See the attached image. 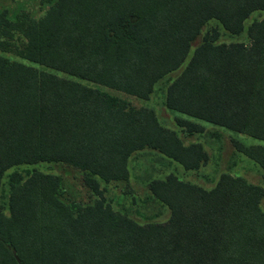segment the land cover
I'll list each match as a JSON object with an SVG mask.
<instances>
[{
    "label": "trees",
    "instance_id": "obj_1",
    "mask_svg": "<svg viewBox=\"0 0 264 264\" xmlns=\"http://www.w3.org/2000/svg\"><path fill=\"white\" fill-rule=\"evenodd\" d=\"M256 10L264 0H56L39 19L0 12V35L20 32L18 56L37 65L0 55V183L13 166L54 162L80 171L97 196L73 207L59 198L60 176L10 173L0 264H264V187L242 176L223 173L210 189L172 173L148 179L170 215L145 224L114 210L100 187L127 180L130 156L145 148L185 169L209 158L153 109L127 107L99 86L147 100L183 66L208 21L239 34ZM248 36L246 45L205 34L168 85L165 106L264 142V18ZM233 145L264 170V145Z\"/></svg>",
    "mask_w": 264,
    "mask_h": 264
},
{
    "label": "rangeland",
    "instance_id": "obj_2",
    "mask_svg": "<svg viewBox=\"0 0 264 264\" xmlns=\"http://www.w3.org/2000/svg\"><path fill=\"white\" fill-rule=\"evenodd\" d=\"M55 1L0 0V12L6 11L7 17L11 20H15L21 13H26L31 18L39 19L45 15ZM263 18L264 10L252 12L244 21V29L239 34L226 32L217 20L208 21L202 27L198 38L194 41L183 66L159 80L147 100L99 86L100 90L116 97L127 107L139 108L144 106L153 109L163 126L174 130L185 145L196 142L201 143L209 158L205 164L197 169H185L181 164L166 158L155 149L145 148L133 153L128 160L129 178L127 180L111 181L109 183L101 181L100 183L105 202L110 204L114 210L130 215L140 224L167 221L170 211L165 204L151 194L147 187V180L151 178L164 179L170 173L182 181L194 183L206 189L212 188L223 173L242 176L249 183L264 187V170L255 161L238 152L233 145V141H238L244 145H264L263 141L189 117L165 106L168 85L187 64L192 56L194 46L202 40L205 34L211 35L214 31L218 32V38L215 43L243 42L249 45L248 27L253 21ZM24 40V37L18 31H13L10 36L0 35V55L7 58L10 62L19 61L32 64L17 54V51L22 48ZM3 42H6V44ZM4 46H7V48ZM83 83L91 85L90 83ZM177 119L196 122L203 126V131L188 133L185 127L177 123ZM33 170L60 176L59 198L67 205L73 207L76 205L85 206L93 203L94 199L97 198L83 185L81 172L71 166L54 162H40L31 165L21 164L8 169L1 179L0 210L8 214L7 201L10 191V173L18 171L25 177L28 171L32 172ZM261 205L264 207V198L261 201Z\"/></svg>",
    "mask_w": 264,
    "mask_h": 264
}]
</instances>
